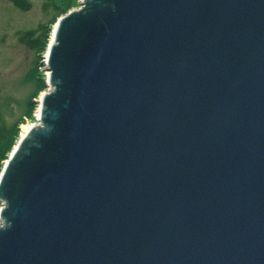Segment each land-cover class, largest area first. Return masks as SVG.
<instances>
[{
	"label": "water",
	"instance_id": "obj_1",
	"mask_svg": "<svg viewBox=\"0 0 264 264\" xmlns=\"http://www.w3.org/2000/svg\"><path fill=\"white\" fill-rule=\"evenodd\" d=\"M0 173V264H264V0H81Z\"/></svg>",
	"mask_w": 264,
	"mask_h": 264
},
{
	"label": "rangeland",
	"instance_id": "obj_2",
	"mask_svg": "<svg viewBox=\"0 0 264 264\" xmlns=\"http://www.w3.org/2000/svg\"><path fill=\"white\" fill-rule=\"evenodd\" d=\"M30 1L32 7L24 9L12 0H0V118L17 126L16 143L24 127L36 122L41 94L48 89L47 48H33L26 33L42 24L53 30L57 22V10L44 8L46 0ZM80 3L75 0L73 8ZM3 154L2 149L0 157Z\"/></svg>",
	"mask_w": 264,
	"mask_h": 264
},
{
	"label": "trees",
	"instance_id": "obj_3",
	"mask_svg": "<svg viewBox=\"0 0 264 264\" xmlns=\"http://www.w3.org/2000/svg\"><path fill=\"white\" fill-rule=\"evenodd\" d=\"M14 1L20 8L28 9L32 7V3L30 0H12ZM75 0H46L44 4L45 10L53 8L57 10V19L58 17L66 14L70 9H72L75 5ZM52 28L49 24H42L37 29L33 31H28L26 34L28 35V41L32 44V47L38 49L39 51L45 50L48 46L49 38L51 35ZM17 126L9 125L6 120L2 117L0 118V151L3 149L4 154L0 157V172L4 167L2 161L7 159L17 145L16 137H17Z\"/></svg>",
	"mask_w": 264,
	"mask_h": 264
},
{
	"label": "bare ground",
	"instance_id": "obj_4",
	"mask_svg": "<svg viewBox=\"0 0 264 264\" xmlns=\"http://www.w3.org/2000/svg\"><path fill=\"white\" fill-rule=\"evenodd\" d=\"M49 73V71L47 72V74ZM34 124H36V122H33V123H30L29 125H27V126H25L24 127V130H23V136L24 135H26L27 134V130L32 126V125H34ZM15 148V147H14Z\"/></svg>",
	"mask_w": 264,
	"mask_h": 264
}]
</instances>
